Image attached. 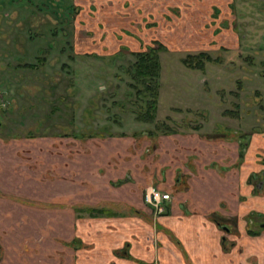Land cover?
<instances>
[{
	"label": "rangeland",
	"instance_id": "obj_1",
	"mask_svg": "<svg viewBox=\"0 0 264 264\" xmlns=\"http://www.w3.org/2000/svg\"><path fill=\"white\" fill-rule=\"evenodd\" d=\"M210 2L0 0V134L82 133L86 138L82 146L86 149L83 161L87 184L93 185L97 174L105 173L106 166L97 167L100 161L114 167L132 165L127 176L133 179L135 195L143 183L140 179L144 181L139 194L145 199L147 187L159 186L160 175L165 173L159 163V137L164 133L156 129L158 123L165 121L174 128L172 133L196 132L214 139L237 130V135L250 143L245 156L247 177L251 172H261L264 179V0H233L229 5L227 0H212L214 5L207 9L204 27L194 21V10L196 3L204 9ZM156 41L168 49L159 50L161 86L156 120L146 122L138 115L147 97L140 96L138 87L131 85L135 82L131 67L137 59L134 52L147 50ZM200 51L209 52L214 61L207 62L204 68L188 66L184 61L187 54ZM152 129L159 133H148ZM109 132L128 137L108 139L115 144L99 139L98 134L111 137ZM221 140L223 148H215L218 150L213 154L233 158L235 141ZM169 143L174 146L173 140ZM56 145L62 148L59 142ZM115 146L118 152L111 154ZM74 149L77 150L71 147V159L77 158L72 153ZM194 154L201 158L204 151ZM112 190L106 193L114 199L123 195ZM167 192L173 198V192ZM246 193L242 196L246 210L250 205L251 211L264 212V187L260 195L252 194L253 198L248 199L250 193ZM91 195L88 193L87 198H94ZM110 199L96 205L118 214L129 208ZM230 210L218 218L220 224L215 221L218 213L209 214L203 226L211 229L215 244L222 237L228 246L232 242L241 244V252L249 255L245 264H261L253 252L259 243L244 229L247 221ZM143 213L157 250L163 243L160 229L167 226L155 211ZM99 224L98 220H85L86 243L80 238L73 241L76 248L84 246L78 264L79 260L97 263L99 253L92 233L101 229ZM157 253L154 261L147 264H162Z\"/></svg>",
	"mask_w": 264,
	"mask_h": 264
},
{
	"label": "crops",
	"instance_id": "obj_2",
	"mask_svg": "<svg viewBox=\"0 0 264 264\" xmlns=\"http://www.w3.org/2000/svg\"><path fill=\"white\" fill-rule=\"evenodd\" d=\"M231 2L233 0H227V5ZM196 4L194 21L206 27L207 21L204 19L208 16L207 9L214 4L211 0L210 4L204 5V9L203 5ZM109 135H112L111 132ZM70 136L80 140L79 143L71 141ZM98 136L105 141L128 137ZM56 138L59 141H55ZM170 139L174 142L173 147L170 146ZM82 140L86 142V138L76 132L73 135L68 132L58 135L0 134V264H78L84 246L76 248L73 241L80 238L86 243L84 221L87 219L100 223L101 229H95L92 233L97 246L95 251L99 253L96 264H144L130 257L147 261V264L154 261L157 252L162 264H245V258L249 255L247 257L241 252V244L236 243L229 247L228 252H224L221 242L215 244L211 238V229L203 226L205 218L211 213L224 217L233 209L232 213L240 214L245 219L252 210L250 205L246 210L242 200L246 192L250 193L248 199L253 192V186L247 187L246 183L247 161L239 168L224 172L220 164H225L229 157L223 159V155L217 157L213 154L223 148L222 140H209L196 132L165 133L159 137L162 147L158 150L159 163L165 173L160 175L157 184L174 195L172 199L164 201L162 213H157L140 196L145 186L143 180L140 179L143 183L138 185V194H134L133 179L127 176L132 165L114 167L100 161L97 167L106 166L105 173L98 172L93 185L87 184V167L83 161L86 149L82 146ZM110 141L107 143L115 144V141ZM57 142L62 148L56 145ZM178 143L180 145L177 147L182 148V153L176 149ZM71 147L77 148L72 151L76 159L69 157ZM112 149L111 154L117 153L119 148L115 146ZM199 150L204 151L201 158L197 154ZM194 153L198 155L197 158ZM238 154V144L235 143V156L230 157L232 162L238 159ZM213 163L218 164L214 166ZM111 189L123 195L114 199L106 193ZM88 193L94 198H87ZM108 198L129 208L111 217L88 216L87 208L104 207L96 204ZM143 211H155L167 226L160 229L163 243L157 250H154L149 221L145 222L142 217ZM248 236L259 243L257 249L250 248L248 254L253 249L261 264H264V232L260 236ZM79 263L84 264L80 260Z\"/></svg>",
	"mask_w": 264,
	"mask_h": 264
},
{
	"label": "trees",
	"instance_id": "obj_3",
	"mask_svg": "<svg viewBox=\"0 0 264 264\" xmlns=\"http://www.w3.org/2000/svg\"><path fill=\"white\" fill-rule=\"evenodd\" d=\"M155 46H148L147 50L134 52L137 57L134 62L132 69V76L135 82L131 85L137 88V92L140 96H146V104H140L142 110L140 111L138 117L142 121L154 122L156 120L158 106H159V95L161 86V62L160 53L161 48L168 49V47L160 42L156 41ZM185 63L194 68H204L206 63L209 61H214L212 55L207 51H200L198 53H188L184 59ZM143 85V88L139 87ZM163 127V128H162ZM162 131V133L171 134L173 131L165 121L158 123L156 128ZM171 131V132H170ZM148 133H159L158 131L149 130ZM125 135V134H124ZM89 215L93 216H114L117 212H114L111 208L103 207H89L86 209ZM253 216L251 215V218ZM250 218V216H249ZM250 234H258L259 231L249 230ZM224 249L229 250V246L223 243ZM128 256V254H126Z\"/></svg>",
	"mask_w": 264,
	"mask_h": 264
},
{
	"label": "flooded vegetation",
	"instance_id": "obj_4",
	"mask_svg": "<svg viewBox=\"0 0 264 264\" xmlns=\"http://www.w3.org/2000/svg\"><path fill=\"white\" fill-rule=\"evenodd\" d=\"M108 127H110V126H108ZM104 128H107V126H104ZM228 131H229V133L231 132V130H228ZM97 132L95 133V135H97ZM237 133H238V131L234 130V133H230V136H224V138L220 137L219 139H217V138L214 139V138L208 137L209 140H219V141L221 139H227L229 141L233 139V141H235V143L238 144V153H239L238 154V159L235 162H232V159L229 157L228 159L225 160V164H220V168L224 172L225 171H230L233 168H239L245 162V156L248 153V147H249L250 143L248 141H246V139L244 138L243 135H240V134L237 135ZM76 134L79 135L80 137H84V134H82V133L78 134V132H76ZM237 136L240 137L239 140H237L235 138ZM216 164H218V163H213L214 166ZM263 175H264V173H263ZM263 180L264 179H262V173L261 172H251L249 174L246 183H248V185H252L253 186L252 194L260 195V193H261V191H262V189L264 187V181ZM150 187H158V186L149 185L147 187V189L150 188ZM158 188H160V187H158ZM163 190H165V189H163ZM170 199H172V196H171ZM145 201L147 202L146 198H145ZM251 215L253 216L252 218H251ZM249 216H250V218H249ZM213 217L215 218V215ZM219 217H222V216L221 215H217V218H215V221L218 224H220V222L218 220ZM244 218H245L244 220H246L247 224H248V226L246 228L247 229L246 232H247L248 235H250V236H260L264 232V221H263L264 220V212H261V211L258 212L257 210H253V211H250ZM260 218H261V220H259ZM225 228H226V230H228L227 227H225ZM251 229L255 230V231H259V233L258 234H250L249 230H251ZM237 234H239V233H237ZM225 242H227V239L225 237H222V240H221L222 246H223V243H225ZM232 245H236V243H234V242L230 243L229 247H231ZM223 251L224 252H228V250L225 251V249Z\"/></svg>",
	"mask_w": 264,
	"mask_h": 264
},
{
	"label": "built area",
	"instance_id": "obj_5",
	"mask_svg": "<svg viewBox=\"0 0 264 264\" xmlns=\"http://www.w3.org/2000/svg\"><path fill=\"white\" fill-rule=\"evenodd\" d=\"M145 198L157 213L164 211V201L171 198V194L158 187H150L146 190Z\"/></svg>",
	"mask_w": 264,
	"mask_h": 264
}]
</instances>
